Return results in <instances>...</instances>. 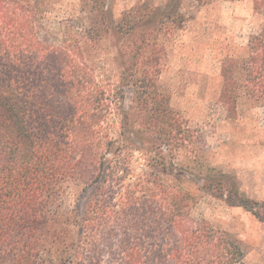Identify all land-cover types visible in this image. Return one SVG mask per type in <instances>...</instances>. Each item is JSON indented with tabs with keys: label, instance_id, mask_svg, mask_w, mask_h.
<instances>
[{
	"label": "trees",
	"instance_id": "1",
	"mask_svg": "<svg viewBox=\"0 0 264 264\" xmlns=\"http://www.w3.org/2000/svg\"><path fill=\"white\" fill-rule=\"evenodd\" d=\"M181 1L139 17L128 35L116 30L120 56L142 76L127 108L124 76L125 85L103 83L71 31L54 38L57 0H0V264L243 262L237 242L193 219L175 162L180 135L151 89L162 51L147 47L149 35ZM253 3L264 20V0ZM234 65L221 103L235 116L261 110L264 129V23ZM72 193L87 200L64 219Z\"/></svg>",
	"mask_w": 264,
	"mask_h": 264
},
{
	"label": "rangeland",
	"instance_id": "2",
	"mask_svg": "<svg viewBox=\"0 0 264 264\" xmlns=\"http://www.w3.org/2000/svg\"><path fill=\"white\" fill-rule=\"evenodd\" d=\"M169 3L57 0L49 14L50 30L58 42L68 39L66 32L71 31L103 83L129 85L125 89L129 108L133 93L143 90L142 76L136 62L120 56L126 39L119 40L116 30L128 35L139 17L157 14ZM167 12L169 18L147 41V47L162 51L151 89L157 92L165 120L180 135L174 138L173 149L195 197L192 217L237 242L245 254L241 264H264V221L248 209L254 206L264 214L262 112L245 105L235 116L221 103L224 68L248 58L251 37L261 29L263 17L256 13L253 0H182ZM86 200L84 195L69 194L63 218L72 217L77 202L81 208Z\"/></svg>",
	"mask_w": 264,
	"mask_h": 264
}]
</instances>
